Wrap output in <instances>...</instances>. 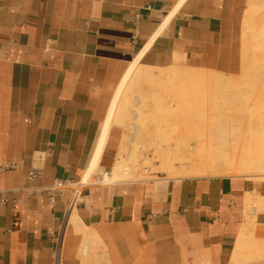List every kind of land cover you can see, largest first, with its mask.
<instances>
[{"label":"crops","instance_id":"obj_1","mask_svg":"<svg viewBox=\"0 0 264 264\" xmlns=\"http://www.w3.org/2000/svg\"><path fill=\"white\" fill-rule=\"evenodd\" d=\"M245 6L0 0V264H83L84 233L66 223L72 208L100 239L94 258L103 253V264H264L238 248L244 197L264 195L263 181L224 175L78 186L128 65L138 58L150 67L236 73ZM119 135L107 130L100 169ZM32 166L40 177H29ZM252 236L264 244V212Z\"/></svg>","mask_w":264,"mask_h":264},{"label":"bare ground","instance_id":"obj_2","mask_svg":"<svg viewBox=\"0 0 264 264\" xmlns=\"http://www.w3.org/2000/svg\"><path fill=\"white\" fill-rule=\"evenodd\" d=\"M251 5H254L255 8L257 4L251 3ZM251 9L246 13L244 18L246 32L249 33V30H251V33H249V36H251L250 45L256 48V51L250 55L253 57L252 61L254 63L257 62L261 66L264 74V22L260 21L258 23L256 14ZM244 63L245 65L243 66H246L248 60L244 59ZM180 69L176 63L168 67L142 65L138 62V58L128 65L113 94L106 119L103 123L97 149L81 174L80 181L78 182L79 187L80 185H87L93 182L90 180V177L98 167L101 155L100 148L106 132L111 127L113 121L122 125L124 119H126V115L128 116L129 112L133 113L132 130L124 132L123 139L121 140L123 149L126 146L124 144H127L125 141L134 139L135 135L139 133L142 123L145 122L141 121V109L146 105V98L152 101H159L160 96L170 95L172 97L171 100H174L175 105L178 106L179 98H182L181 96L184 94L188 95L191 93L194 97H203L204 100L208 87L213 89V93L218 89H230V87L238 85L237 78H225L223 73L220 72L186 66L182 70ZM132 79L140 83L142 82L145 87L142 85L136 87L138 88V94L134 96L137 99L139 107L137 108L136 106V108H132L129 111L128 106L131 102L130 98L126 97L125 92L130 87L127 83ZM261 79L262 84L259 87L262 88L261 92H264V75L263 77L261 76ZM211 97V106H216L217 110H212L208 113V117L205 120L209 124L198 128L197 137L193 145L188 144V146L181 149L178 143L174 141L173 144L167 143L165 145L164 149L166 151L163 148L161 149V147L155 148L161 149L156 154L162 163L161 171L163 170L168 174V177H165L162 181H167L172 177H176L177 179L207 177L222 172L228 173L231 176L243 174L257 179H264V124H253L251 119L245 120L243 117H240L239 114L243 113L248 107L245 99H241L239 105L228 107L227 105L223 106L220 104L218 96L212 94ZM133 105L135 104L133 103ZM239 111L241 112L239 113ZM259 119L264 120V113ZM128 134L132 138L124 139L129 136ZM127 145L126 157L112 162L110 170L104 171L99 177L97 181L99 184L110 185L116 182H125L131 176L129 172L132 168L128 161L130 160L132 149L130 144ZM174 163H178L179 166L175 167ZM244 203L247 206H252L254 214L249 219L244 218V223L238 235V248L246 250L248 246L245 241L249 243L251 239L254 240L252 231L256 224L255 215L259 212H264V195L255 192L246 193ZM66 223L72 226L76 232L84 233L83 240H90L96 246L101 244L96 233L91 228L84 226L74 208L68 210ZM250 235L251 239L249 240L247 238ZM250 246L252 249L254 248V254L249 251L246 260H250L258 255L260 256V253L264 249V244L258 246V244L254 243ZM256 248H259L258 252ZM81 252L83 255H87L88 251L85 244L82 245ZM240 254L242 255L243 253L240 252ZM59 256L60 253L57 256V260L60 262ZM104 259L105 257L102 253L100 257L93 261H89L86 257L83 264H90L91 262L93 264L94 261L96 263L102 262L103 264L105 263Z\"/></svg>","mask_w":264,"mask_h":264},{"label":"rangeland","instance_id":"obj_3","mask_svg":"<svg viewBox=\"0 0 264 264\" xmlns=\"http://www.w3.org/2000/svg\"><path fill=\"white\" fill-rule=\"evenodd\" d=\"M251 3H256V7L251 5ZM254 11L256 14L257 22H264V0H246V6L243 11L242 24L240 30V39L238 42V55H239V69L234 74L223 73L225 78L235 77L238 79V85L232 86L230 89H218L213 91V89H206L207 95L203 97H194L191 93L186 95L184 94L179 98L178 106L175 105L174 100H171L172 97L170 95L160 96L159 101H152L146 98L145 106L141 109V121H145L142 123V127L138 134L135 135V138L132 140H126L127 144H130L132 149L131 157L129 165L132 170L129 172L131 176L127 181L129 182H159L162 181L165 177H168V174L165 171H161L162 163L161 160L157 156V152L165 147L167 143H175L177 142L179 147L182 149L183 147L188 146V144L193 145L194 141L197 137V130L200 127L207 126L209 122H206L205 118L208 117V113L212 110H217L216 106H211V95H216L219 97L220 104L228 107H234L235 105H239V101L241 99H245L247 102V108L243 111V113L239 114L243 119H251L253 124H264V120H260V116L264 113V92H261L259 87L262 84L261 76L263 77V70L261 66L257 62H253L252 56L250 55L252 52L256 51V48H253L250 45L249 33L246 32L244 18L247 12ZM248 33V34H246ZM251 46V47H250ZM259 51V50H258ZM257 51V52H258ZM253 54V53H252ZM244 59L248 60V64L246 66L244 63ZM180 70L184 68V65L177 64ZM207 71H215L208 70ZM219 72V71H216ZM261 81V82H260ZM260 82V83H259ZM127 85H129V89L125 92L126 97L130 98V104L128 106L129 111L132 108L139 107L137 103V99L134 95L138 94L139 86H144L143 83L138 82L137 80H130ZM143 89V87H141ZM155 88V87H154ZM156 89V88H155ZM157 91V90H156ZM158 92V91H157ZM195 98V99H194ZM133 103L135 105H133ZM170 106V108H168ZM241 111H239L240 113ZM258 120V121H257ZM134 121L133 113H128L126 115V119H124L123 124L119 125L117 122H112L111 126H115L119 129V142L116 148V151H113L111 154V163L106 169H100L97 167L94 170L93 175H91L90 180L97 183L99 177L102 175L104 171L110 170V166L112 162L116 159H123L126 157V151L128 150V145H126L123 149V145L121 140L123 139L124 132L132 130V123ZM129 135V134H128ZM132 138V136L125 137L124 139ZM161 147V149H155ZM164 151H166L164 149ZM136 154V156H135ZM121 156V157H120ZM149 161V163H148ZM174 166H179L178 163H174ZM229 175L228 173L222 172L216 175L210 176H224ZM231 176V175H229ZM240 177H246L250 180H259L263 181L264 179H257L255 177L247 176V175H238ZM160 179V180H159ZM172 180H179L176 177L169 178ZM168 179V180H169ZM125 181V182H127ZM90 184V183H89ZM76 188V185L73 186V189ZM244 218L249 219L253 214L252 206H247L244 203L243 207ZM261 213V212H259ZM257 213V214H259ZM256 216V215H255ZM247 239H251V235L248 236ZM255 240H250L249 243L245 241L248 248L245 250L240 249L243 253V258L248 257L249 251L254 254V248L250 245L254 244ZM87 246V255H83L81 252L82 245ZM246 247V246H245ZM100 249L90 240H82L79 248V256L81 258L82 263L85 262V259H89V261H93L96 255V252ZM258 251L259 248H256ZM263 252V255H262ZM260 254V257H264V249ZM92 264V262L90 263Z\"/></svg>","mask_w":264,"mask_h":264},{"label":"built area","instance_id":"obj_4","mask_svg":"<svg viewBox=\"0 0 264 264\" xmlns=\"http://www.w3.org/2000/svg\"><path fill=\"white\" fill-rule=\"evenodd\" d=\"M28 175H29L30 178L40 177L42 175V168L41 167H33L32 166V168L30 169ZM62 185H63V182L61 180L56 181L54 188L61 192V189H62L61 186ZM4 201H5V199L0 197V202H4ZM50 201L53 202V198L52 197H51Z\"/></svg>","mask_w":264,"mask_h":264}]
</instances>
